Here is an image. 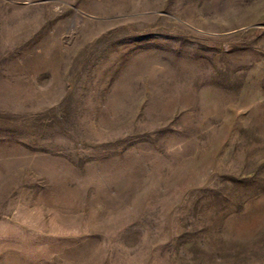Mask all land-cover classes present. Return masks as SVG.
Segmentation results:
<instances>
[{"label": "rangeland", "instance_id": "rangeland-1", "mask_svg": "<svg viewBox=\"0 0 264 264\" xmlns=\"http://www.w3.org/2000/svg\"><path fill=\"white\" fill-rule=\"evenodd\" d=\"M0 264H264V0H0Z\"/></svg>", "mask_w": 264, "mask_h": 264}]
</instances>
